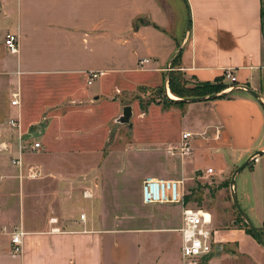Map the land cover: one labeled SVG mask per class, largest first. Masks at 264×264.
<instances>
[{
    "label": "crops",
    "instance_id": "1",
    "mask_svg": "<svg viewBox=\"0 0 264 264\" xmlns=\"http://www.w3.org/2000/svg\"><path fill=\"white\" fill-rule=\"evenodd\" d=\"M8 33L18 36L16 54L5 48ZM179 47L170 71L186 85L238 87L203 102L159 99L142 112L128 98L162 87ZM89 71L104 75L87 85ZM263 104L264 0H0V264H182L181 205L145 203L144 181L181 180L185 192L200 184L231 197V176L247 160L233 190L264 232ZM125 105L132 117L137 105L138 121L112 128ZM185 132L191 153H171ZM28 166L41 176L29 178ZM211 216L218 245L264 264V249L244 228H220ZM15 231L23 233L18 253Z\"/></svg>",
    "mask_w": 264,
    "mask_h": 264
},
{
    "label": "built area",
    "instance_id": "2",
    "mask_svg": "<svg viewBox=\"0 0 264 264\" xmlns=\"http://www.w3.org/2000/svg\"><path fill=\"white\" fill-rule=\"evenodd\" d=\"M4 45L10 54H16L19 47L18 36L8 33L4 38ZM147 60H141L139 65H143ZM104 75L101 71H89L85 73L86 84L91 85L97 79ZM223 77L235 83V78L230 70H226ZM19 92L15 91L11 94V105L18 106ZM8 125L11 129H18V121L10 119ZM190 133H182L181 140L177 146H172L169 151L171 153L178 152L182 156L191 153L189 140ZM33 136H30L32 139ZM38 142L33 143V149H39ZM11 164L19 165V159H10ZM211 174L212 170H207ZM26 174L29 178H38L41 176L40 169L34 166L26 168ZM144 202L147 204L163 203V204H179L181 205L182 224L179 230L181 236V260L182 264H209L211 256L217 253L216 239L217 231L213 227L211 213L207 210L188 206L185 202V191L183 181L179 180H153L146 179L143 185ZM84 218L83 215L80 217ZM23 233L15 231L10 235V241L13 245L12 251L18 253L21 251Z\"/></svg>",
    "mask_w": 264,
    "mask_h": 264
},
{
    "label": "rangeland",
    "instance_id": "3",
    "mask_svg": "<svg viewBox=\"0 0 264 264\" xmlns=\"http://www.w3.org/2000/svg\"><path fill=\"white\" fill-rule=\"evenodd\" d=\"M185 15H186V21H185V29L187 27V9H185ZM101 80V78L97 79L93 84L95 85ZM187 88L195 89L198 87V85L192 84V85H186ZM198 89V88H197ZM224 91V90H223ZM54 92V91H53ZM52 92V95L56 97ZM159 99H162V94H160L156 90H146V89H140L136 93H134L131 97L128 98V100L133 101L136 100L138 104L140 105V109L142 112L146 109L148 104L150 105L151 102L156 103ZM108 111V109H107ZM139 112L137 105L133 107V117L131 119V122H136L137 120V113ZM110 113V109L107 112V114ZM160 113V112H158ZM150 115L156 116V112L154 109L150 111ZM156 122H153V128L156 125L157 129L162 127L161 120L157 117ZM173 126L166 125L164 126V132L163 135L166 136V134H169V132L174 133V121L172 122ZM161 125V127H160ZM118 124H112V128H116ZM125 126V125H124ZM127 127V126H125ZM128 129V128H127ZM172 133V134H173ZM115 146L122 145V142L120 140H117L114 144ZM188 198V206L194 207V208H200L203 210H207L208 212H211L213 214L215 225L224 228V227H232L233 221H235V225L239 224L240 227L244 228V225L241 221L240 216L234 209L231 203V197L228 194V192H217V189L213 187H209L207 185H198L193 189H187L185 192V199ZM186 201V200H185ZM132 201H130L131 203ZM171 209V208H170ZM169 211H174L170 210ZM173 209V208H172ZM81 217V216H80ZM166 245L168 247L167 251L169 253H173L174 259L177 256L176 245L174 241H167ZM179 260L180 257L178 258ZM214 262H218L219 264H252L249 263L246 259H244L240 254L238 255L236 252V249L233 246L229 245H222V249L218 255H213L210 259L209 264H215ZM181 263V262H180ZM217 263V264H218Z\"/></svg>",
    "mask_w": 264,
    "mask_h": 264
},
{
    "label": "water",
    "instance_id": "4",
    "mask_svg": "<svg viewBox=\"0 0 264 264\" xmlns=\"http://www.w3.org/2000/svg\"><path fill=\"white\" fill-rule=\"evenodd\" d=\"M185 7L187 9V27H186V34H187L188 31H189V26H190V17H189V11H188L186 3H185ZM181 50H182V47H179L176 50V52L174 53L173 57L168 62V65H167V68H166V74H165V79H164V94L170 100H172L174 102H183V103L203 102V101H207V100L221 98L222 96L228 94L229 92L233 91L234 89H236L238 87V86L232 87L228 92L222 91V92H219V93L210 94V95H206V96H202V97H191V98H182V99L178 98V99H175V100L171 99L169 97V95H168V79H169V74H170V66H171L173 60L176 58V56L181 52ZM245 89L248 91V93L252 97H254L255 99L261 101L260 96L256 92L250 90L247 87H245ZM131 118H132V107L130 105H125L122 108L121 115L115 120V123H117L119 125H125V126H127L128 129H131L132 128ZM263 154H264L263 152H259L258 153V155H263ZM248 162H249V160H247L240 167H238L233 172V174L231 176V179H230L231 201H232V205L235 208V210L237 211L238 215L243 220V222L245 223L247 228L251 231L255 241L258 243V245H260L264 249V240L261 238V236L258 233V230L252 224L250 219L246 216L244 211L241 209L240 205L237 202V199H236V196H235L234 190H233L234 178H235L236 174L239 173L248 164ZM221 249H222L221 245L216 246V251H217L216 254H219Z\"/></svg>",
    "mask_w": 264,
    "mask_h": 264
},
{
    "label": "trees",
    "instance_id": "5",
    "mask_svg": "<svg viewBox=\"0 0 264 264\" xmlns=\"http://www.w3.org/2000/svg\"><path fill=\"white\" fill-rule=\"evenodd\" d=\"M179 57H180V53L173 60V62L171 64V66H172L171 68L175 67V64L179 60ZM186 84H187V82L183 78V75L180 71H178V70L170 71L169 79H168L169 92L172 96H175V97L180 98V99L191 98V97H202V96H206V95H210V94H215V93L222 92L223 90H225L227 88L226 86H224L221 83H201V84H197L198 89L197 88L190 89V88L186 87ZM156 91H158L160 94H162L161 101L164 105L171 106V105L186 104L183 102H174V101L170 100L167 96H165L164 85L162 87H160L159 89H157ZM228 94L222 96L221 98L227 97ZM152 103L153 102H151L150 104H152ZM185 200H186L185 202L187 203L188 198L186 197ZM241 221L244 225L245 232L248 235L253 237L251 231L247 228V226L245 225V223L243 222L242 219H241ZM258 233L261 236V238L264 240V232L262 230H259Z\"/></svg>",
    "mask_w": 264,
    "mask_h": 264
},
{
    "label": "bare ground",
    "instance_id": "6",
    "mask_svg": "<svg viewBox=\"0 0 264 264\" xmlns=\"http://www.w3.org/2000/svg\"><path fill=\"white\" fill-rule=\"evenodd\" d=\"M168 95H169V97H170L171 99H174V98H172V97H171V95H170V93H169V92H168ZM174 100H175V99H174Z\"/></svg>",
    "mask_w": 264,
    "mask_h": 264
}]
</instances>
